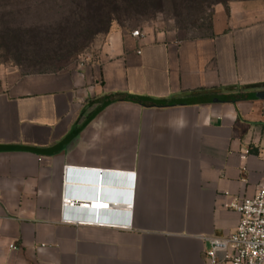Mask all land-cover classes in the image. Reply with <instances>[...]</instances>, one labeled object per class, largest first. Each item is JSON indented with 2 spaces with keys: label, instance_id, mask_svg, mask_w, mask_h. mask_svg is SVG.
Listing matches in <instances>:
<instances>
[{
  "label": "crops",
  "instance_id": "crops-1",
  "mask_svg": "<svg viewBox=\"0 0 264 264\" xmlns=\"http://www.w3.org/2000/svg\"><path fill=\"white\" fill-rule=\"evenodd\" d=\"M133 30L59 70L0 64V264H208L263 183L264 0L216 5L209 35ZM100 192L130 225L66 220Z\"/></svg>",
  "mask_w": 264,
  "mask_h": 264
},
{
  "label": "rangeland",
  "instance_id": "rangeland-1",
  "mask_svg": "<svg viewBox=\"0 0 264 264\" xmlns=\"http://www.w3.org/2000/svg\"><path fill=\"white\" fill-rule=\"evenodd\" d=\"M219 1L0 0V64L33 73L93 60L114 28L203 36Z\"/></svg>",
  "mask_w": 264,
  "mask_h": 264
},
{
  "label": "built area",
  "instance_id": "built-area-1",
  "mask_svg": "<svg viewBox=\"0 0 264 264\" xmlns=\"http://www.w3.org/2000/svg\"><path fill=\"white\" fill-rule=\"evenodd\" d=\"M132 35L140 38L142 32L135 29L132 31ZM66 199L71 203L70 206L86 208L93 212L92 216H66L67 221L92 225L128 226L131 224V210H127L129 216L127 220L101 218V212L115 210L121 203L102 198L101 192L98 198L95 195L86 198ZM82 199L88 201L83 202ZM231 207L240 214L239 223L231 234L213 236L208 239L209 248L205 252L208 264H264V181L254 196L233 201ZM10 247L16 248L14 244H11Z\"/></svg>",
  "mask_w": 264,
  "mask_h": 264
},
{
  "label": "trees",
  "instance_id": "trees-1",
  "mask_svg": "<svg viewBox=\"0 0 264 264\" xmlns=\"http://www.w3.org/2000/svg\"><path fill=\"white\" fill-rule=\"evenodd\" d=\"M231 1H236V0L219 1L218 3L215 4V6L218 5V4H224V5L228 8V4H229ZM215 6H214V9H215ZM213 14H214V10L212 11V15H211V18H210V24H209V30H210V31H209V33L206 34V35L211 34ZM203 36H204V35H203ZM47 71H54V70H45V71H38V72H47Z\"/></svg>",
  "mask_w": 264,
  "mask_h": 264
}]
</instances>
